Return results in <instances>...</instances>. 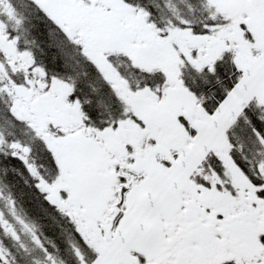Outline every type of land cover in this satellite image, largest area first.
<instances>
[{
    "label": "snow or ice",
    "instance_id": "1",
    "mask_svg": "<svg viewBox=\"0 0 264 264\" xmlns=\"http://www.w3.org/2000/svg\"><path fill=\"white\" fill-rule=\"evenodd\" d=\"M0 264H264V0H0Z\"/></svg>",
    "mask_w": 264,
    "mask_h": 264
}]
</instances>
